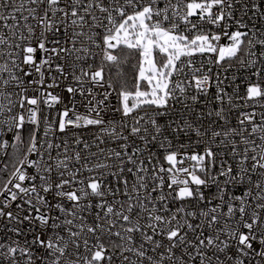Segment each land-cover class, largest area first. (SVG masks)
I'll list each match as a JSON object with an SVG mask.
<instances>
[{
    "label": "snow or ice",
    "instance_id": "snow-or-ice-1",
    "mask_svg": "<svg viewBox=\"0 0 264 264\" xmlns=\"http://www.w3.org/2000/svg\"><path fill=\"white\" fill-rule=\"evenodd\" d=\"M0 264H264V0H0Z\"/></svg>",
    "mask_w": 264,
    "mask_h": 264
},
{
    "label": "built area",
    "instance_id": "built-area-1",
    "mask_svg": "<svg viewBox=\"0 0 264 264\" xmlns=\"http://www.w3.org/2000/svg\"><path fill=\"white\" fill-rule=\"evenodd\" d=\"M221 43H224V40H222ZM232 74H233V73H229V75H232ZM238 75L243 76V75H246V73L241 72V73H239ZM238 82H239V81H238ZM85 135H89V133H88L87 131H85Z\"/></svg>",
    "mask_w": 264,
    "mask_h": 264
},
{
    "label": "trees",
    "instance_id": "trees-1",
    "mask_svg": "<svg viewBox=\"0 0 264 264\" xmlns=\"http://www.w3.org/2000/svg\"><path fill=\"white\" fill-rule=\"evenodd\" d=\"M126 71H128V69H126ZM131 75V73L129 72V76Z\"/></svg>",
    "mask_w": 264,
    "mask_h": 264
}]
</instances>
